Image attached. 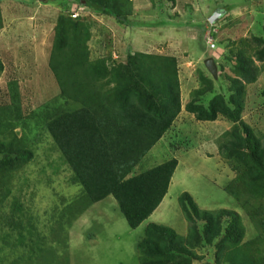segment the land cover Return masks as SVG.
Returning <instances> with one entry per match:
<instances>
[{
    "label": "rangeland",
    "instance_id": "374dc122",
    "mask_svg": "<svg viewBox=\"0 0 264 264\" xmlns=\"http://www.w3.org/2000/svg\"><path fill=\"white\" fill-rule=\"evenodd\" d=\"M0 3V109L16 103L12 111L18 121L13 132L31 152L30 161L14 175L7 204L20 207L22 224L28 221L36 230L34 254H30V248L19 246L6 228L0 229V264H139L135 246L148 225L172 229L180 237L189 233L190 225L178 202L183 194H188L201 211L228 210L239 215L245 228L243 242L260 235L224 191L235 174L218 156L217 145L232 123L220 117L213 123L197 122L184 109L134 170L141 174L172 158L178 161L168 192L152 217L131 230L114 199L107 197L70 227L55 225L52 218L57 217L62 200L70 202L80 192L79 187L69 185L70 172L44 129L47 115L76 107L58 99V87L48 68L57 18L71 16L73 2ZM77 9L90 32V60L106 59L110 65L138 52L176 58L183 108L190 93L200 87V74L212 82L215 95L228 97L225 76H231V53L244 49L252 55L249 40L261 36L264 26V0H129L120 12L133 27L86 8ZM216 13L220 16L210 24ZM207 35L213 40V50L206 44ZM209 58L216 65V79L204 66ZM257 66L261 72L257 82L246 87L241 118L259 136L264 134V65ZM10 84L17 93L15 102H11ZM211 99L212 94H208L202 102L207 105ZM3 123L0 140L7 137L8 127ZM196 226L201 233L203 223L197 220ZM217 242L187 248L192 257L185 258V263L216 264ZM262 251L264 255V247Z\"/></svg>",
    "mask_w": 264,
    "mask_h": 264
},
{
    "label": "trees",
    "instance_id": "16d2710c",
    "mask_svg": "<svg viewBox=\"0 0 264 264\" xmlns=\"http://www.w3.org/2000/svg\"><path fill=\"white\" fill-rule=\"evenodd\" d=\"M70 1L76 12L86 8L133 27L120 12L129 0ZM71 16L57 18L48 68L58 87V99L76 107L47 115L44 129L70 172L69 185L79 187L80 192L70 202L62 200L52 219L57 226L70 227L91 206L112 197L127 226L135 230L160 206L178 166L172 158L134 173L182 111L178 61L144 53L129 54L124 62L110 65L106 59L90 60V32L79 16ZM249 43L252 55L244 49L231 53V76H225L228 97L215 95L212 82L200 74V87L190 93L184 111L197 122L213 123L220 117L232 123L217 145L218 156L235 174L224 191L260 235L243 242L245 228L239 215L228 210L201 211L183 194L178 202L189 233L180 237L169 228L148 225L135 246L139 264H186L184 259L192 257L187 248L212 245L216 240V264H264V134L256 135L241 118L246 87L257 82L261 72L257 64L264 65V26L262 35ZM9 92L11 102L17 101L12 84ZM208 94L212 99L205 105L202 99ZM14 104L0 109V122L8 127L6 140H0V229L6 228L19 246L34 254L35 227L28 221L23 225L21 208L7 204L15 173L31 159L25 141L13 132L18 121ZM197 220L203 223L201 233Z\"/></svg>",
    "mask_w": 264,
    "mask_h": 264
},
{
    "label": "water",
    "instance_id": "95a60500",
    "mask_svg": "<svg viewBox=\"0 0 264 264\" xmlns=\"http://www.w3.org/2000/svg\"><path fill=\"white\" fill-rule=\"evenodd\" d=\"M215 16H220V15L218 13L214 14L209 21L210 24H212L214 22ZM204 66H205L206 70L209 72V74L212 76V78L216 79L217 68H216V65H215L213 59H211V58L206 59L204 62Z\"/></svg>",
    "mask_w": 264,
    "mask_h": 264
},
{
    "label": "built area",
    "instance_id": "2783aa9c",
    "mask_svg": "<svg viewBox=\"0 0 264 264\" xmlns=\"http://www.w3.org/2000/svg\"><path fill=\"white\" fill-rule=\"evenodd\" d=\"M72 11H73V14H72L71 18L72 19L77 18L79 16V13L76 12V10H72ZM206 44H207L208 48L211 50H213L215 48L213 40L210 37H208V35H207V39H206Z\"/></svg>",
    "mask_w": 264,
    "mask_h": 264
},
{
    "label": "crops",
    "instance_id": "0c3cea01",
    "mask_svg": "<svg viewBox=\"0 0 264 264\" xmlns=\"http://www.w3.org/2000/svg\"><path fill=\"white\" fill-rule=\"evenodd\" d=\"M0 4H1V3H0ZM0 38H1V35H0ZM0 45H2L1 40H0ZM138 53H141V52H138ZM144 54H145V53H144ZM182 109H184V108H183V105H182ZM181 113H182V111H181ZM181 113H180V114H181ZM161 204H162V203H161ZM161 204H160V205H161ZM155 212H156V210H155ZM155 212H154L150 217H152V216L155 214ZM154 225H156V224H154ZM145 229H146V228H145ZM171 230H172V229H171Z\"/></svg>",
    "mask_w": 264,
    "mask_h": 264
}]
</instances>
